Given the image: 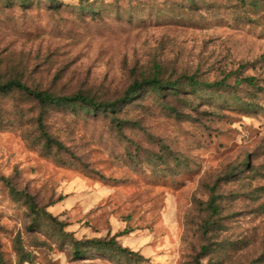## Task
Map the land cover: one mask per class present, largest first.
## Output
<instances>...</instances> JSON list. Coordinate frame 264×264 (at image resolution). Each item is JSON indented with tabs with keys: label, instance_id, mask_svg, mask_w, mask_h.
Instances as JSON below:
<instances>
[{
	"label": "rangeland",
	"instance_id": "1",
	"mask_svg": "<svg viewBox=\"0 0 264 264\" xmlns=\"http://www.w3.org/2000/svg\"><path fill=\"white\" fill-rule=\"evenodd\" d=\"M154 76L0 92V264H264V0H0V83Z\"/></svg>",
	"mask_w": 264,
	"mask_h": 264
},
{
	"label": "trees",
	"instance_id": "2",
	"mask_svg": "<svg viewBox=\"0 0 264 264\" xmlns=\"http://www.w3.org/2000/svg\"><path fill=\"white\" fill-rule=\"evenodd\" d=\"M24 2L26 0H23ZM53 1V0H51ZM85 1V0H81ZM82 5V2H81ZM83 11H91L94 12V8L92 7V3H86V5H82ZM188 80L191 82V85L193 87H198L200 86L201 83L198 80H195L194 77H189ZM248 81L250 83L254 82L253 78H248ZM207 86H216V87H221V86H226V83L224 81H219V82H214L212 84L207 83ZM143 88H149L153 90L157 95L164 97V90H169L165 91L167 94H172L175 92H178L181 88V84L178 80L175 81H163L159 77H151V78H146L142 81L134 82L125 92L124 96L115 101V102H100L97 101L96 99L86 96L81 93H76L71 96H57L55 94H52L47 91H37V90H32L29 87L25 86L23 83H21L19 80H10L5 83H0V92H8L12 89H19L25 91V93L33 96L36 98L41 104H55V105H69L71 107L75 106L76 104L82 105V108L91 111L93 113L99 112L101 109L104 110L106 113L110 114H115L117 112V106L121 102H126L132 100L134 97L137 96L138 92L143 89ZM44 136L47 140V142H54L57 144V146H61L60 143L54 141L46 132H44ZM249 158L246 157L244 161L242 162V167L246 166V168H249ZM239 171H241V168L236 171H232L230 173V176H235ZM82 244L85 245V247H93L95 250L100 251V252H112L115 253L117 250L120 253H126L130 255H137L138 253H135L134 251H131L128 247H123L122 245L118 244V241L116 240V237H111L110 239H89L84 241ZM80 245L77 243V250L75 251V254L77 256H80V249L78 247ZM82 246V245H81ZM140 256V255H137Z\"/></svg>",
	"mask_w": 264,
	"mask_h": 264
}]
</instances>
